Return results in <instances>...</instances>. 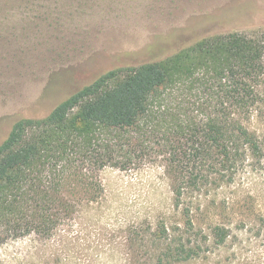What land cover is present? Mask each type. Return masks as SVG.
Listing matches in <instances>:
<instances>
[{
	"label": "rangeland",
	"instance_id": "rangeland-1",
	"mask_svg": "<svg viewBox=\"0 0 264 264\" xmlns=\"http://www.w3.org/2000/svg\"><path fill=\"white\" fill-rule=\"evenodd\" d=\"M259 29L264 0H0V142L16 120L46 115L107 70L165 57L203 35ZM262 99L254 127L264 132ZM112 163L67 168L62 192L76 211L48 236L0 243V264H153L154 226L184 223L163 158L151 148ZM192 205L203 251L174 264H264V167L203 189ZM218 224L231 229L222 244L212 238Z\"/></svg>",
	"mask_w": 264,
	"mask_h": 264
},
{
	"label": "trees",
	"instance_id": "trees-1",
	"mask_svg": "<svg viewBox=\"0 0 264 264\" xmlns=\"http://www.w3.org/2000/svg\"><path fill=\"white\" fill-rule=\"evenodd\" d=\"M263 82L264 29L214 33L165 57L107 70L46 115L16 120L0 142V243L48 236L76 211L62 192L70 166L94 170L122 152L152 148L184 220L154 226L153 264L199 256L196 194L264 167V132L254 127ZM230 231L215 225L212 238L222 244Z\"/></svg>",
	"mask_w": 264,
	"mask_h": 264
}]
</instances>
